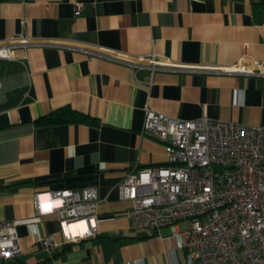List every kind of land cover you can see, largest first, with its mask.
<instances>
[{
	"label": "crops",
	"instance_id": "0c3cea01",
	"mask_svg": "<svg viewBox=\"0 0 264 264\" xmlns=\"http://www.w3.org/2000/svg\"><path fill=\"white\" fill-rule=\"evenodd\" d=\"M259 1L0 0V46L13 47L0 57L9 63L0 78V220L17 222L23 247L2 264H197L172 225L133 229L119 186L134 168L166 163L164 144L143 133L147 107L264 125V77L224 71L264 62ZM151 58L170 67L153 69ZM63 108L94 121H38ZM90 186L99 233L45 249L44 236L62 240L61 224L38 214L36 194L48 209L47 192Z\"/></svg>",
	"mask_w": 264,
	"mask_h": 264
},
{
	"label": "built area",
	"instance_id": "2783aa9c",
	"mask_svg": "<svg viewBox=\"0 0 264 264\" xmlns=\"http://www.w3.org/2000/svg\"><path fill=\"white\" fill-rule=\"evenodd\" d=\"M7 49L0 57L12 56L13 47ZM150 60L153 69L170 67ZM224 71L264 77V62ZM143 133L164 144L166 163L134 168L121 182V199L132 202V228L172 225L173 235L185 240L188 263L264 264V125L209 116L186 120L147 107ZM43 194L35 196L37 212L56 213L62 234L61 241L44 236L45 249L99 233L97 187L49 191L48 209L42 208ZM179 222L189 226L178 229ZM22 253L17 222L0 220V264Z\"/></svg>",
	"mask_w": 264,
	"mask_h": 264
},
{
	"label": "trees",
	"instance_id": "16d2710c",
	"mask_svg": "<svg viewBox=\"0 0 264 264\" xmlns=\"http://www.w3.org/2000/svg\"><path fill=\"white\" fill-rule=\"evenodd\" d=\"M254 13L256 16L264 15V0H260L254 4ZM40 123H53V122H73V121H87L93 122L94 119L86 114L80 113L71 108H63L55 110L40 119Z\"/></svg>",
	"mask_w": 264,
	"mask_h": 264
},
{
	"label": "rangeland",
	"instance_id": "374dc122",
	"mask_svg": "<svg viewBox=\"0 0 264 264\" xmlns=\"http://www.w3.org/2000/svg\"><path fill=\"white\" fill-rule=\"evenodd\" d=\"M11 45L12 44H6V45L0 46V47L9 48ZM8 67H9V63L6 60L0 59V78H2L3 76L8 77L7 76Z\"/></svg>",
	"mask_w": 264,
	"mask_h": 264
}]
</instances>
